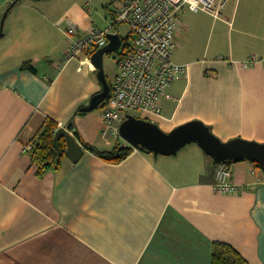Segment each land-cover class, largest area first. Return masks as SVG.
<instances>
[{
    "label": "crops",
    "instance_id": "0c3cea01",
    "mask_svg": "<svg viewBox=\"0 0 264 264\" xmlns=\"http://www.w3.org/2000/svg\"><path fill=\"white\" fill-rule=\"evenodd\" d=\"M227 1L222 18L179 13L173 61L186 72L161 112L140 118L164 132L201 120L221 141L264 142V0ZM11 2L0 0V31ZM47 2L16 4L27 16L6 18L0 37V264H213L217 242L264 264L261 165L228 164L242 189L223 194L213 187L214 160L197 142L166 155L134 148L120 162L85 146L114 148L101 132L104 107L82 111L102 83L92 56L58 66L68 46L60 24L69 17L100 27L90 3L58 0L59 12L44 14ZM50 124L86 150L78 162L64 155L38 171L26 146Z\"/></svg>",
    "mask_w": 264,
    "mask_h": 264
},
{
    "label": "built area",
    "instance_id": "2783aa9c",
    "mask_svg": "<svg viewBox=\"0 0 264 264\" xmlns=\"http://www.w3.org/2000/svg\"><path fill=\"white\" fill-rule=\"evenodd\" d=\"M227 2L123 0L114 10V23L103 29L95 26L83 29L69 17L64 19L60 27L68 46L64 50L61 64L58 65L60 68L82 54L91 58L93 52L104 48L110 42V33H119L118 30L113 31L118 24H127L130 28L133 41L129 44L127 53H123L117 62L115 77L110 81L111 91L103 105L105 125L101 132L105 137H119L120 126L132 110L160 113L162 101L164 97H169L168 91L173 82L185 74L187 66L173 61L175 48L179 45L178 14L187 9L191 12H209L215 18H222ZM252 58L251 62L258 60L256 57ZM33 147L34 144H27L26 150H33ZM215 165L213 187L223 194H237L241 191L242 187L232 180L229 165L226 162Z\"/></svg>",
    "mask_w": 264,
    "mask_h": 264
},
{
    "label": "water",
    "instance_id": "95a60500",
    "mask_svg": "<svg viewBox=\"0 0 264 264\" xmlns=\"http://www.w3.org/2000/svg\"><path fill=\"white\" fill-rule=\"evenodd\" d=\"M19 0H12L9 9ZM2 19L0 37L3 34V26L6 18ZM109 43L104 48L93 52L92 63L97 67V76L102 83L103 90L94 94L89 105L84 106L82 111H94L102 107L110 94V82L105 75L104 56L109 52H116L122 47L123 40L118 32L108 35ZM120 136L130 146L146 149L154 154H175L189 143L197 142L214 160V163H225L226 161L250 160L264 168V142L245 140L237 137L229 141H221L203 121H190L177 126L170 132L163 131L158 123L145 118L137 117L130 113L120 126ZM55 142L65 137L67 149L65 155L73 162H78L84 155L86 148L83 147L77 138L70 131L61 127L55 132Z\"/></svg>",
    "mask_w": 264,
    "mask_h": 264
},
{
    "label": "trees",
    "instance_id": "16d2710c",
    "mask_svg": "<svg viewBox=\"0 0 264 264\" xmlns=\"http://www.w3.org/2000/svg\"><path fill=\"white\" fill-rule=\"evenodd\" d=\"M20 1L21 0H19L16 4ZM72 128L73 125L70 124V129ZM55 137V128L50 124L46 130L40 134L36 142H34L32 161H34V163H36L39 167L38 171H42L46 168L57 167L62 163V157L65 155V150L67 149V140L65 137H61V139L55 142ZM85 146L90 151L95 152L96 154L98 153L106 160L109 159L116 162H120V160L125 159L131 150L135 148L133 146H123L120 139L114 145L115 147L107 152L100 151L94 146ZM232 162L235 161H226L227 164ZM212 258L213 264H250L248 260H246L244 256L240 255L232 245L223 242H217L214 244Z\"/></svg>",
    "mask_w": 264,
    "mask_h": 264
},
{
    "label": "rangeland",
    "instance_id": "374dc122",
    "mask_svg": "<svg viewBox=\"0 0 264 264\" xmlns=\"http://www.w3.org/2000/svg\"><path fill=\"white\" fill-rule=\"evenodd\" d=\"M22 2L24 0H21ZM20 1V2H21ZM32 1H35L37 3H43L44 0H25V2L27 3H31ZM49 2H47L48 4L46 6H42V8H39L41 11L43 10L44 14H56L59 12L60 10V6H58V0H48ZM78 1V0H77ZM123 0H79V2L83 5H90L87 6L89 11L91 10V14L93 16V18H95L96 20V25L98 27H100L101 29L109 27L110 25H112L114 23V18L113 16H111V11L116 10L120 3ZM18 3L16 5V7H18V9H21L22 4L23 3ZM44 5V4H42ZM85 6V7H86ZM38 9V8H36ZM40 11V13H41ZM28 13V12H25ZM24 13V10H20V12H18L17 10H14V8H12L9 13L5 16L6 12L3 14L2 19L4 18H9V17H21V16H27V14ZM41 14V15H44ZM107 18V19H106ZM179 18L182 19V15L179 14ZM11 19V18H9ZM2 22V20H1ZM6 23V22H5ZM4 23L5 26H3V31L4 29H6V27H8V25L10 23H8L7 25ZM2 26V24H1ZM118 30L122 39L124 40V44L121 48L120 51H116V52H109L106 53L104 56V67H105V75L108 78V81L110 82L116 74L117 68H118V60L122 57L123 53H127V50L130 48L129 44L132 43V37H131V33H130V28L128 27L127 24H118L117 26L114 27V30ZM64 33V32H63ZM65 35V34H64ZM66 37V36H65ZM132 113L135 114L138 117H141L143 115V112L140 111H136V110H132ZM110 144L115 147L114 145L117 143V141L120 139L122 141H124V139L122 137H118L114 136V135H110Z\"/></svg>",
    "mask_w": 264,
    "mask_h": 264
}]
</instances>
